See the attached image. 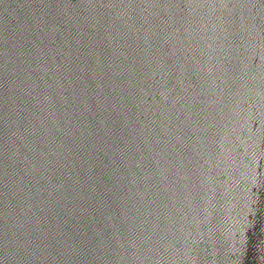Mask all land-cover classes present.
I'll use <instances>...</instances> for the list:
<instances>
[{
  "label": "water",
  "instance_id": "obj_1",
  "mask_svg": "<svg viewBox=\"0 0 264 264\" xmlns=\"http://www.w3.org/2000/svg\"><path fill=\"white\" fill-rule=\"evenodd\" d=\"M253 154L264 0H0V264H264Z\"/></svg>",
  "mask_w": 264,
  "mask_h": 264
},
{
  "label": "clouds",
  "instance_id": "obj_2",
  "mask_svg": "<svg viewBox=\"0 0 264 264\" xmlns=\"http://www.w3.org/2000/svg\"><path fill=\"white\" fill-rule=\"evenodd\" d=\"M264 158V156H260V155H256V154H253L252 155V159H251V162H255V169L257 170V168L259 167V162H260V159ZM257 171H256V179H257Z\"/></svg>",
  "mask_w": 264,
  "mask_h": 264
}]
</instances>
